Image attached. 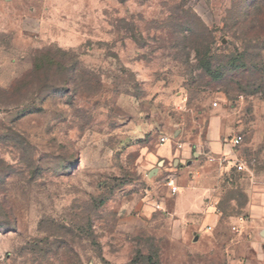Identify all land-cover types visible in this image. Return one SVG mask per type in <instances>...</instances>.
Masks as SVG:
<instances>
[{"label":"rangeland","instance_id":"rangeland-1","mask_svg":"<svg viewBox=\"0 0 264 264\" xmlns=\"http://www.w3.org/2000/svg\"><path fill=\"white\" fill-rule=\"evenodd\" d=\"M196 157L220 226L174 208ZM254 193L264 0H0V264H255Z\"/></svg>","mask_w":264,"mask_h":264},{"label":"crops","instance_id":"crops-1","mask_svg":"<svg viewBox=\"0 0 264 264\" xmlns=\"http://www.w3.org/2000/svg\"><path fill=\"white\" fill-rule=\"evenodd\" d=\"M211 133L209 136L210 139H208V145L210 147H215L217 149V154H227L228 158H234L233 149L229 147L230 144L226 142L228 137L226 138L222 135L221 128ZM207 135H209V131ZM188 145V147L192 149V145H198V143H189ZM169 149L170 148H168V150ZM188 150H186V154ZM210 153L206 152V155ZM201 161V157H196V159L188 162L189 165L187 169L184 170V176L180 177L182 186H180L181 190L179 189V192L182 195L179 197L180 195L176 193L174 208L178 215L184 216L191 214L194 217L197 216L199 220L204 219V223L207 221V224L213 223L216 224V226H220L221 216L216 212L214 202L215 195L213 194L218 182H221L219 178L220 175H217L218 173L216 175L208 174L205 166L201 165ZM250 197V216L245 227L253 232L257 241L256 245L262 248H259V256H261L262 259H258L260 261L254 260L256 262L255 264H257V262L261 264L264 262V193H254V196ZM254 259L257 260L255 253Z\"/></svg>","mask_w":264,"mask_h":264},{"label":"built area","instance_id":"built-area-1","mask_svg":"<svg viewBox=\"0 0 264 264\" xmlns=\"http://www.w3.org/2000/svg\"><path fill=\"white\" fill-rule=\"evenodd\" d=\"M166 139H167V137H164L163 138V140H166ZM242 140H243V136L241 134H237V135H235V137H233L232 140L227 139L226 142L231 143L232 146H234V147H237L238 145H240V143L242 142ZM210 160L211 161H216L217 164H218V166L225 165V163L227 161H233L234 168L237 171H242L246 167L243 159H239L238 157L230 159V158H228V155L227 154H223V155L218 156V157H215V156L211 155L210 156ZM167 184L170 186V188H171V190H172L173 193H177L178 192L179 185L175 181V178H169ZM240 220H243V217L240 218ZM208 229H212V226H209ZM234 229H236V227Z\"/></svg>","mask_w":264,"mask_h":264},{"label":"trees","instance_id":"trees-1","mask_svg":"<svg viewBox=\"0 0 264 264\" xmlns=\"http://www.w3.org/2000/svg\"><path fill=\"white\" fill-rule=\"evenodd\" d=\"M41 66V64L35 65V67L31 69V71H29L25 76L18 79L12 86L11 94H16L22 88H25L28 85L29 80L33 79L35 76L37 77L39 74L38 70L41 68Z\"/></svg>","mask_w":264,"mask_h":264}]
</instances>
